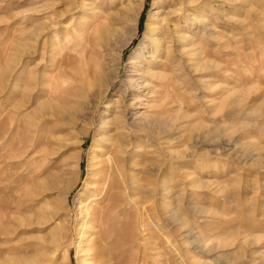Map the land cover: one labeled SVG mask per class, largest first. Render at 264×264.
Here are the masks:
<instances>
[{"label": "rangeland", "instance_id": "rangeland-1", "mask_svg": "<svg viewBox=\"0 0 264 264\" xmlns=\"http://www.w3.org/2000/svg\"><path fill=\"white\" fill-rule=\"evenodd\" d=\"M0 264H264V0H0Z\"/></svg>", "mask_w": 264, "mask_h": 264}, {"label": "bare ground", "instance_id": "bare-ground-1", "mask_svg": "<svg viewBox=\"0 0 264 264\" xmlns=\"http://www.w3.org/2000/svg\"><path fill=\"white\" fill-rule=\"evenodd\" d=\"M165 16H166V19L170 20L169 22L174 21V20H178V18H179V15L174 14L173 11L167 12ZM169 24L170 23H167V27L169 26ZM177 39H178L177 41H185V39H183V36H181V35H179ZM110 140H112V139H110ZM123 149H124V146L122 145V143H117V142L113 143L111 155H113L114 157H112L110 160L103 161L101 164V166L103 168H107V174L105 175L103 173L101 176L97 177V180H96V192L99 195L96 201L98 203H103L104 201H106L107 196H109L110 187H111L110 185L113 182V180H112L113 171H116L119 168V165H118L117 160H116V156H117L116 154H118V152L121 153L123 151ZM118 207H119V204L114 205L111 203H108L107 205L101 206V207L87 206V208H86V211H87L86 219L87 220L86 221L88 223H90L89 230L92 231L96 226H99L102 228V226L108 221L110 215L113 212L116 211V214H118L117 213ZM17 209H19V208H17ZM144 226L147 227V225H145V224H144ZM146 227H144L143 229H146ZM127 230H129V229H127ZM92 232H94V231H92ZM103 237H104V235L100 238L101 239L100 241H93L92 240L93 241L92 245L95 246V249L101 246V241L102 242L104 241ZM106 238H107V236H106Z\"/></svg>", "mask_w": 264, "mask_h": 264}]
</instances>
